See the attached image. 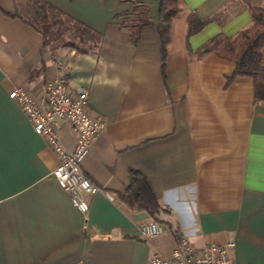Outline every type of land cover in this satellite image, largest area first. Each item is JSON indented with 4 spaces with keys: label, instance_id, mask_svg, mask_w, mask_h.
Returning a JSON list of instances; mask_svg holds the SVG:
<instances>
[{
    "label": "crops",
    "instance_id": "obj_1",
    "mask_svg": "<svg viewBox=\"0 0 264 264\" xmlns=\"http://www.w3.org/2000/svg\"><path fill=\"white\" fill-rule=\"evenodd\" d=\"M33 1L0 0V264H150L181 239L198 249L232 241L235 264H264V97L250 76L229 81L233 62L196 55L215 37L248 29L249 5L264 0H179L165 59L161 0H40L95 34L84 52L46 46L16 17L30 20ZM135 4L148 8L150 23L134 43L123 23ZM192 16L207 23L190 35ZM62 75L70 93L87 91L104 125L82 163L100 188L84 194L86 214L53 176L59 156L10 98L24 89L43 102L45 84ZM58 135L73 148L69 123ZM130 171L146 177L168 212L154 219L122 202ZM151 222L164 231L144 239Z\"/></svg>",
    "mask_w": 264,
    "mask_h": 264
},
{
    "label": "built area",
    "instance_id": "obj_2",
    "mask_svg": "<svg viewBox=\"0 0 264 264\" xmlns=\"http://www.w3.org/2000/svg\"><path fill=\"white\" fill-rule=\"evenodd\" d=\"M56 66L66 69L63 62L54 56ZM10 98L17 101L22 111L30 120L34 131L41 136L48 147L56 153L59 164L53 176L60 188L70 195L76 210L86 214L89 203L84 194L95 195L100 188L83 172L82 163L89 153L90 146L103 130V123L94 118L88 108V93L79 89L74 93L67 90V80L62 75L45 84L43 102H39L24 89H16ZM67 122L76 133V141L72 149H66L58 135L59 123ZM164 227L151 222L141 227L144 239L157 237L163 233ZM233 242L225 244L209 243L198 249L181 239L168 257L153 256L150 264H235L230 250Z\"/></svg>",
    "mask_w": 264,
    "mask_h": 264
},
{
    "label": "trees",
    "instance_id": "obj_3",
    "mask_svg": "<svg viewBox=\"0 0 264 264\" xmlns=\"http://www.w3.org/2000/svg\"><path fill=\"white\" fill-rule=\"evenodd\" d=\"M179 0H161L160 2V27L159 33L162 41L163 58L166 57V46L169 42V29L171 19L179 12ZM34 7V15L26 20V23L40 31L45 38L46 46L73 47L79 52H84L86 46L92 45L95 34L85 27L80 26L66 17L61 11L47 3L35 0L31 5ZM252 14V25L238 34L236 37L228 38L219 35L207 42L197 51L198 57L208 54L218 56L233 62L236 70L231 82L237 76H250L255 81L256 97H264V4L249 5ZM150 23L148 8L146 6L134 5L133 11L125 19V23L132 26V42H136L140 30ZM207 22L200 21L192 16L188 21V34L199 32ZM67 37V38H66ZM131 183L125 195L121 197L122 202L132 211H145L154 219L162 212H168L166 207L157 199L147 179L137 171H130ZM179 235H177V238Z\"/></svg>",
    "mask_w": 264,
    "mask_h": 264
}]
</instances>
